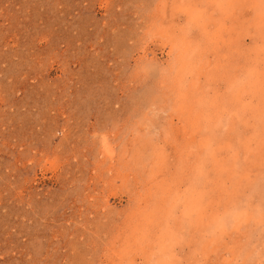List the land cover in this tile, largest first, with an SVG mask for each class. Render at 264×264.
<instances>
[{
	"label": "rangeland",
	"instance_id": "374dc122",
	"mask_svg": "<svg viewBox=\"0 0 264 264\" xmlns=\"http://www.w3.org/2000/svg\"><path fill=\"white\" fill-rule=\"evenodd\" d=\"M0 264H264V0H0Z\"/></svg>",
	"mask_w": 264,
	"mask_h": 264
}]
</instances>
